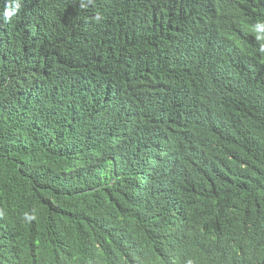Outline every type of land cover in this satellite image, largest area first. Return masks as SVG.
Wrapping results in <instances>:
<instances>
[{"label": "trees", "instance_id": "obj_1", "mask_svg": "<svg viewBox=\"0 0 264 264\" xmlns=\"http://www.w3.org/2000/svg\"><path fill=\"white\" fill-rule=\"evenodd\" d=\"M16 2L5 22L0 0V261L254 242L264 264V0Z\"/></svg>", "mask_w": 264, "mask_h": 264}, {"label": "clouds", "instance_id": "obj_2", "mask_svg": "<svg viewBox=\"0 0 264 264\" xmlns=\"http://www.w3.org/2000/svg\"><path fill=\"white\" fill-rule=\"evenodd\" d=\"M90 0H84L81 3V8H86ZM21 10V4L16 0H11L10 5L3 9V17L5 22H11ZM101 17L99 14L95 17V22L100 23ZM255 39L260 42L254 44L259 49L261 54H264V21H257L252 27ZM256 249L254 242H248L247 245L235 244L226 250L224 253L212 250L208 255L206 247L200 251V256L196 259L195 255L184 248L183 246H173L169 252L161 258H149L144 262H130V264H250L253 258V252ZM205 254H207L205 256ZM215 258L214 260H212ZM0 264H72L64 258V255H59L56 251L52 252L49 249H40L34 253H29L25 249L14 251L2 259Z\"/></svg>", "mask_w": 264, "mask_h": 264}]
</instances>
